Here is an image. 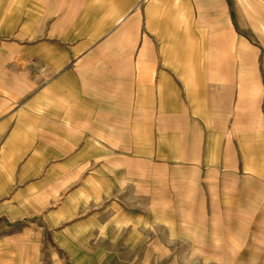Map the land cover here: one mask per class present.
Listing matches in <instances>:
<instances>
[{"label":"crops","instance_id":"obj_1","mask_svg":"<svg viewBox=\"0 0 264 264\" xmlns=\"http://www.w3.org/2000/svg\"><path fill=\"white\" fill-rule=\"evenodd\" d=\"M179 5L0 0V264L16 261V222L49 211L50 184L76 185L74 206L102 173L243 158L255 179L264 166V116L241 113L239 63L206 61L210 47L176 31Z\"/></svg>","mask_w":264,"mask_h":264},{"label":"rangeland","instance_id":"obj_2","mask_svg":"<svg viewBox=\"0 0 264 264\" xmlns=\"http://www.w3.org/2000/svg\"><path fill=\"white\" fill-rule=\"evenodd\" d=\"M181 1L188 20L176 31L208 45L206 61L239 63L241 113L264 116V0ZM214 164L150 165L119 181L98 174L74 206L76 185L50 184L49 211L16 222L11 264H264V166L252 179L243 158Z\"/></svg>","mask_w":264,"mask_h":264}]
</instances>
